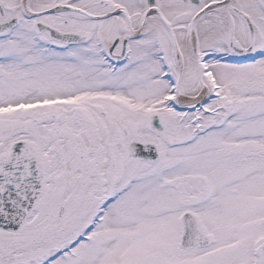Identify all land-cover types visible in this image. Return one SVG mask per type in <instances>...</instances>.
Listing matches in <instances>:
<instances>
[{
	"label": "snow or ice",
	"instance_id": "obj_1",
	"mask_svg": "<svg viewBox=\"0 0 264 264\" xmlns=\"http://www.w3.org/2000/svg\"><path fill=\"white\" fill-rule=\"evenodd\" d=\"M0 264H264V0H0Z\"/></svg>",
	"mask_w": 264,
	"mask_h": 264
}]
</instances>
